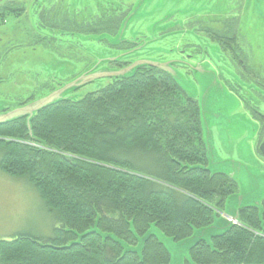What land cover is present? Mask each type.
Masks as SVG:
<instances>
[{
    "label": "trees",
    "instance_id": "16d2710c",
    "mask_svg": "<svg viewBox=\"0 0 264 264\" xmlns=\"http://www.w3.org/2000/svg\"><path fill=\"white\" fill-rule=\"evenodd\" d=\"M157 65L0 123V169L25 177L60 223L0 239V264H168L153 231L178 241L195 229L213 231L184 264H264V199L212 225L237 182L208 168L197 105Z\"/></svg>",
    "mask_w": 264,
    "mask_h": 264
},
{
    "label": "rangeland",
    "instance_id": "374dc122",
    "mask_svg": "<svg viewBox=\"0 0 264 264\" xmlns=\"http://www.w3.org/2000/svg\"><path fill=\"white\" fill-rule=\"evenodd\" d=\"M71 1L75 5L73 8L84 9L86 18L82 14L76 15L82 22L84 20V28L78 30L80 33H88L84 29L91 28L92 21L103 14L102 10L111 12V2L125 5L128 11L120 31L113 35H73L71 33L77 31L69 28L57 31L54 35L58 39L41 31L40 36L32 33L31 40L28 37L24 40L20 34L21 39L17 40L10 24L0 25V33L8 32L7 35L1 34L3 42L8 38L13 42L10 53L0 61L1 74L6 81L0 87V101L6 96L3 92H9V96L21 101L33 96L35 91L36 96L41 95L46 91L45 83L55 84L57 81L62 86L43 102L60 95L80 97L106 84L110 74H99L102 69L96 68L112 60L123 62L134 57L133 64L173 63L169 64V69L186 93L197 99L200 105L202 135L208 145V168L229 174L237 182L236 191L226 198L219 216H233L245 205L260 206L264 199V155L257 147L258 123L253 120L246 103L263 111V99L260 101L253 86L242 83L229 73L227 59L215 49L209 38L192 26V20L210 25L206 21L208 17L221 18L234 5L229 0H68L69 3ZM98 3L100 14L92 15L98 12ZM249 3L254 6L255 13L248 12L244 16L250 23L248 28L252 29V32L245 29L252 34L251 60L264 68V9H261L264 1L245 0V4ZM61 23L58 20L57 24ZM33 38L37 41L35 44ZM125 39L137 41L138 47L124 52L127 47L121 41ZM3 53L0 50V55ZM126 68L117 70L112 65L109 71L117 73ZM79 78L82 79L78 84L80 88L68 93V86ZM231 87L237 90L239 97ZM31 103L33 101L26 108L30 109ZM17 109L20 108L13 111L17 112ZM219 216L215 217L212 225L222 222ZM59 224L56 213L45 206L35 187L25 177L12 176L0 169V239H10L21 232L38 237L49 236ZM201 230L193 232L196 234ZM157 236L170 253L168 264H184L188 257V241H176L159 232Z\"/></svg>",
    "mask_w": 264,
    "mask_h": 264
},
{
    "label": "flooded vegetation",
    "instance_id": "af4514ba",
    "mask_svg": "<svg viewBox=\"0 0 264 264\" xmlns=\"http://www.w3.org/2000/svg\"><path fill=\"white\" fill-rule=\"evenodd\" d=\"M229 1L234 6L229 12L222 14L221 18L208 17L206 21H209L210 25L201 24L197 20H192V26L194 27L195 31L209 38L215 44L213 45L215 49L219 50L221 54L227 59L229 73H231L234 77L238 78L242 83L253 86V90L258 94L260 101L261 99H263L264 102V68L260 67L254 61L251 60L252 51L250 44L252 42V34H248L245 31V29H247L248 32H252V29L248 28L247 26L250 25V23L244 16H247L248 12H250L251 14H255L253 11L254 6H251L250 3L245 4V0ZM98 5L100 4H96L97 9ZM110 5H112L111 12L108 10L106 11V9L102 10L101 13L103 14L101 15V17H98L97 19L92 21L91 28L84 29L85 31L87 30L88 33H80L78 30H82L84 28V20L82 22L81 19L76 15L82 14L83 18L86 17L84 15V9L78 10L73 8V6L75 5L72 1L71 3H69L68 0H0V25L7 26L8 24H10L12 26L10 30H12V34L17 40L21 39L19 34L24 38V40H26V37L31 40L33 36L32 33H35L37 36H40L41 31L45 32L49 36H56L55 38L58 39L59 37L54 34H56L57 31H65L69 28H73L77 31L72 32L71 34L73 35H95L100 33H107L113 35L120 31L122 23L126 18L128 8H126V6L122 4L114 5V2H111ZM217 5L218 4H216L215 6ZM261 9H264V6H261ZM99 12L100 9H98L97 13L92 15L97 16ZM241 15H243V17H241ZM88 18H90V16ZM9 19H11L12 21L9 22ZM69 19L71 20L70 24ZM58 20L62 21L60 25L57 24ZM242 20L247 24L244 25ZM1 34L7 35L8 32L0 33V50L1 53L4 52L3 56L2 54L0 55V61L2 60V58H4L7 53H10V51L12 50L10 45L13 43L9 38L3 42L4 37H2ZM35 42L37 41L34 39L33 43L35 44ZM60 43H62V41H60ZM121 44L127 47V50H125L124 52L133 51L138 47L137 41H130L126 39L122 40ZM134 62V57L132 60H126L123 62H120L119 60H112L108 63L99 65L96 69H102L99 74L106 72L109 73V69H111L112 65H115L116 69L119 70L124 67L129 68L130 66H134L135 64L142 63L137 62L133 64ZM169 64L173 65V63ZM169 64L158 65H162L165 68H169ZM95 71L96 70L92 72ZM1 72L2 70H0V87L6 84V81L2 76ZM51 79H53V77L50 78V80ZM54 83L55 84L49 82L45 83V92H42L41 95L36 96L35 91L33 93V96L28 97L23 101H21L20 98H12L8 95L9 92H3L6 96L4 97V100L0 101V118H3V120L0 119V123L7 124L8 126L18 125V120L6 123L2 122L9 119H4V117L8 116L9 113L14 112V109L23 108L25 107V105L27 106L30 101L42 97L53 89L62 86V83H60V81ZM230 89L238 97L240 96V94L234 87H231ZM182 90L184 93H186L183 88ZM191 98L195 101V104L197 105V108L199 110L198 120L200 122V105L197 99H195L194 97ZM246 105L251 110L252 116L254 118L253 120H256L258 123L259 131L257 133V147L258 150L261 151L264 155V110L259 111L256 107L251 108L247 103ZM200 129L201 136L203 139L201 122Z\"/></svg>",
    "mask_w": 264,
    "mask_h": 264
},
{
    "label": "water",
    "instance_id": "95a60500",
    "mask_svg": "<svg viewBox=\"0 0 264 264\" xmlns=\"http://www.w3.org/2000/svg\"><path fill=\"white\" fill-rule=\"evenodd\" d=\"M155 65H157V64H155ZM158 66V65H157ZM160 66H162V65H160ZM164 67V66H163ZM130 69L131 68H128V69H125V70H122V71H120V72H117V73H114V72H110V73H107V74H110V76H118V75H123V74H125V73H127V72H129L130 71ZM170 72H171V74L173 75V77L175 78V76H174V73H173V71L172 70H170L169 68H167ZM85 75H87V74H85ZM89 76H87V77H83V78H88ZM176 79V78H175ZM80 80H82V79H77V80H75L73 83H71L68 87H80V85H78L79 83H80ZM94 80V78L92 77V81ZM177 80V79H176ZM178 82V81H177ZM57 91V90H56ZM55 91V92H56ZM54 93V92H53ZM51 94V93H50ZM49 94V95H50ZM49 95H47V96H45V97H43V98H41V99H39V100H36V101H34L33 103H31L33 106L30 108V109H28V108H26L27 106H25V107H23V108H20V109H17L18 111L17 112H12V115H10V114H8V115H10V116H8L7 118H13V117H17V116H20V115H23L24 113L25 114H31L34 110H36V109H38V108H40V107H42V106H44L45 104H47V103H49V102H51V101H53L54 99H57V98H53V99H51V100H49V101H47V102H43V100L44 99H46L47 97H49ZM205 141V140H204ZM205 143H206V146H207V151H208V145H207V142L205 141ZM236 213H237V211H236ZM236 219V214L235 215H233V216H231L230 217V219ZM224 222H227V223H232V221H230L229 219H227V218H225V217H223V220H222V222H220V224H219V226H221ZM214 227H216V225H214ZM153 231V230H152ZM213 231V229H205V230H201V231H199L198 233H196V234H193V236L191 237V238H188V239H184V240H187L188 241V246H189V248H190V246H191V244L194 242V240L197 238V237H199V236H203V237H205V238H207L208 236H209V233H211ZM153 232H155L156 234L158 233V232H156V231H153ZM214 233V232H213ZM212 234V233H211ZM159 237V236H158ZM161 240V239H160ZM162 241V240H161ZM163 242V241H162Z\"/></svg>",
    "mask_w": 264,
    "mask_h": 264
}]
</instances>
